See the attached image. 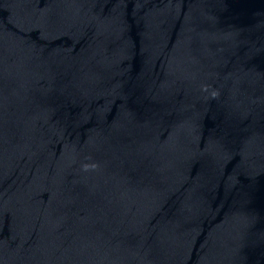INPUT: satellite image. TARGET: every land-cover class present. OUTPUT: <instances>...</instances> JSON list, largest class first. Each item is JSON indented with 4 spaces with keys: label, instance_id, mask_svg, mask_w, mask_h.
<instances>
[{
    "label": "water",
    "instance_id": "obj_1",
    "mask_svg": "<svg viewBox=\"0 0 264 264\" xmlns=\"http://www.w3.org/2000/svg\"><path fill=\"white\" fill-rule=\"evenodd\" d=\"M0 264H264V0H0Z\"/></svg>",
    "mask_w": 264,
    "mask_h": 264
}]
</instances>
